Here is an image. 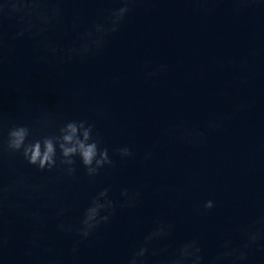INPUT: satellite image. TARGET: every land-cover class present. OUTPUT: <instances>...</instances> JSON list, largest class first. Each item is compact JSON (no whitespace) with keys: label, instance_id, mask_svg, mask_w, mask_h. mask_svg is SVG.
Wrapping results in <instances>:
<instances>
[{"label":"clouds","instance_id":"9594fccd","mask_svg":"<svg viewBox=\"0 0 264 264\" xmlns=\"http://www.w3.org/2000/svg\"><path fill=\"white\" fill-rule=\"evenodd\" d=\"M121 6L112 9L103 22H94L91 29L80 34L79 46L66 50L69 57H87L97 53L103 48L107 38L119 31V27L125 17L133 10L137 0H120ZM59 0H0V66L4 63L3 50L5 47V22H14L16 31L13 39L23 38L26 35L30 39H36L47 32L49 25L57 20L62 9L58 6ZM48 53L55 56L64 51L58 47L49 46ZM166 65L157 66L154 71L147 73L149 77L159 72L166 71ZM41 129H52L50 133L36 135L28 124H12L7 129L6 138L0 141V158L5 152L19 154L27 165L39 172H52L62 168L67 176H74L77 172V159L83 167L84 173L89 178L96 177L101 169L114 166V161L109 155L107 147H101L99 134H94L95 125L87 119L68 120L57 124L51 111L47 112L37 121ZM3 126V112L0 111V128ZM209 127H218L210 122ZM169 135H175L182 141L197 143L203 138L202 132H195L184 124H178L168 130ZM115 154L121 159L132 158L133 152L127 147H120ZM151 158V153H146L144 159ZM27 187L23 178H19L10 184L0 182V223L3 221L5 201L12 193L20 192ZM41 185L32 187V191H38ZM120 196L123 198L119 204L121 208L135 207L141 197L140 191H130L122 188ZM204 210H211L215 202L211 199L202 205ZM118 205L109 195V189L98 191L84 209L77 227L65 224L63 221L56 225L58 231L74 233L79 241H87L99 228L108 225L117 212ZM67 209L61 208L56 215L63 216ZM34 222H40L38 214L33 213ZM173 225L158 221L155 226L143 237V241L132 251L126 264H148L149 256L160 258L157 264H236V261L247 260L249 249L257 245L262 234L259 230H245V243L239 248L232 246V241L225 240L221 250L211 259H206L203 248L198 239L187 240L171 248H160L157 244L172 234ZM41 235H33L30 243L36 245ZM4 240L0 234V248ZM79 249L73 246L75 254ZM162 257V258H161Z\"/></svg>","mask_w":264,"mask_h":264}]
</instances>
